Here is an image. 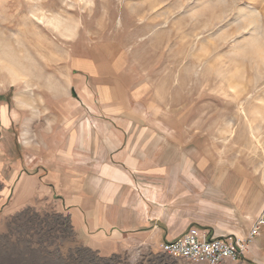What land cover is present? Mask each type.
Segmentation results:
<instances>
[{"label": "rangeland", "instance_id": "obj_1", "mask_svg": "<svg viewBox=\"0 0 264 264\" xmlns=\"http://www.w3.org/2000/svg\"><path fill=\"white\" fill-rule=\"evenodd\" d=\"M0 106L36 170L74 157L78 133L99 162L132 151L165 185L179 169L209 202L199 215L241 224L222 185L264 188V0H0ZM0 264L195 263L149 245L102 256L36 207L0 221Z\"/></svg>", "mask_w": 264, "mask_h": 264}, {"label": "crops", "instance_id": "obj_2", "mask_svg": "<svg viewBox=\"0 0 264 264\" xmlns=\"http://www.w3.org/2000/svg\"><path fill=\"white\" fill-rule=\"evenodd\" d=\"M11 125L7 108L0 106V221L24 208L56 207L69 216L72 228L89 249L108 256L129 245H149L160 251L164 243L176 241L190 229L227 242L234 238L245 240L252 226L259 219L264 220L261 186L257 191L252 187L250 192L251 184L245 181L236 189L233 184L229 187L228 182L222 185V193L228 199L232 197V204L239 210L234 217L243 223L235 226L225 223L226 218L223 223H214L208 213L198 214L200 208L210 210L208 205H200L209 202L198 203L196 182H182L179 169L172 168L165 185V167L157 165L152 167L156 168L155 173L143 175L151 167L134 161L132 151L123 166L115 164L116 154H106V161L99 162L93 154L98 148L89 149V156L80 154L87 149L84 135L78 133L70 134V139L77 140L75 144L81 148L74 157L69 158L68 152L62 151L45 156L43 167L36 170V162L30 161L10 134ZM85 162L89 163L87 169L83 167ZM170 199L172 203L167 205ZM263 230L264 223L259 225L241 261L264 264V246L258 244Z\"/></svg>", "mask_w": 264, "mask_h": 264}, {"label": "built area", "instance_id": "obj_3", "mask_svg": "<svg viewBox=\"0 0 264 264\" xmlns=\"http://www.w3.org/2000/svg\"><path fill=\"white\" fill-rule=\"evenodd\" d=\"M261 218L252 226L250 235L245 240L234 238L227 242L222 238L209 236L204 231L190 229L179 239L166 242L160 247V253L175 258H183L195 264H223L224 262H237L244 257L247 245L258 233L259 225L263 224Z\"/></svg>", "mask_w": 264, "mask_h": 264}, {"label": "bare ground", "instance_id": "obj_4", "mask_svg": "<svg viewBox=\"0 0 264 264\" xmlns=\"http://www.w3.org/2000/svg\"><path fill=\"white\" fill-rule=\"evenodd\" d=\"M13 75V74H12Z\"/></svg>", "mask_w": 264, "mask_h": 264}]
</instances>
